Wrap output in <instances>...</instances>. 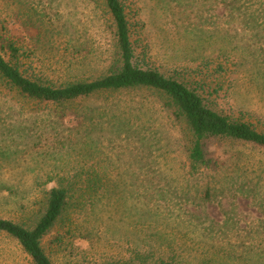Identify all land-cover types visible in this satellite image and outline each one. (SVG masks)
<instances>
[{
    "label": "trees",
    "instance_id": "obj_1",
    "mask_svg": "<svg viewBox=\"0 0 264 264\" xmlns=\"http://www.w3.org/2000/svg\"><path fill=\"white\" fill-rule=\"evenodd\" d=\"M88 1L96 8L99 1L104 4V18L113 30V53L99 75L76 78L61 85L45 81L27 70L23 61L27 53H22L19 41L0 33V108L4 103L3 107L21 117L20 121L9 124L24 131L21 138L36 154L63 155L79 146L96 148L99 138L102 139L97 134L106 130L123 134L126 139L135 136L138 144L144 145L147 137L143 133L149 131L146 126L150 123L142 120L147 117L145 103L127 104L122 98L143 94L146 99H155L154 104L165 115L166 122L179 131L184 159L176 168H166L163 157L154 149L148 155L150 160L137 161L134 171L153 175L134 180L139 190L134 198L138 206L134 214L141 225L134 230L136 238L128 243L126 257L103 264H264V252L240 239L229 238L227 222L203 220V205H198L202 201L210 202L213 195L239 197L264 215V161L255 159V154L264 157V133L249 122L217 111L212 92L218 90L211 89L209 78H200L202 73L191 80H181L144 66L136 55L124 0ZM256 3L257 11H252L249 24L257 32L256 28L264 27V1ZM63 30L56 27L54 31L60 37ZM71 48L73 56L82 55L77 51L81 45ZM222 55L226 54L221 53L217 58L224 59ZM260 68L257 67L255 74L264 80V68ZM224 70V64L218 63L214 73L218 75ZM217 86L222 88L220 83ZM7 123L3 121V126ZM38 127L49 132L41 133L42 128ZM94 135L97 139L91 141ZM224 144L239 148L230 154L222 150ZM214 145L219 149L212 151L210 147ZM11 165L20 168L16 163ZM3 166L2 160L0 170ZM101 170V163L94 161L90 165L66 167L63 171L67 173L35 176L24 181L0 177V195L5 194L4 199L26 201L17 212H22L20 221L0 218V234L16 240L32 264H53L42 246L43 239L53 229L58 227L69 237L90 240L88 229L81 235V221L98 219L103 207L116 203L120 186L117 181L105 179ZM167 173L195 181L196 186L204 184L183 191L181 198L187 206L181 207L183 216L160 205L167 202L166 189L175 194L166 183L164 189L160 187ZM49 185L53 187L48 189ZM151 189V205L143 209V200L149 198ZM201 237L204 238L200 240Z\"/></svg>",
    "mask_w": 264,
    "mask_h": 264
},
{
    "label": "rangeland",
    "instance_id": "obj_2",
    "mask_svg": "<svg viewBox=\"0 0 264 264\" xmlns=\"http://www.w3.org/2000/svg\"><path fill=\"white\" fill-rule=\"evenodd\" d=\"M258 1L264 0H124L136 55L144 66L181 80H191L202 73L200 78H209L211 89L218 90L212 92L217 111L249 122L264 133V80L255 74L257 67L264 68V27L256 28V32L249 24V16L257 11ZM97 5L96 8L88 0H0V33L19 41L22 53H27L23 58L27 70L45 81L61 85L76 78L96 76L107 67L114 43L111 24L104 18L105 6L101 1ZM56 27L64 28L60 37L54 31ZM73 45H81L77 51L82 55L73 56ZM221 53L226 54L222 55L224 59L217 58ZM218 63H223L225 70L217 75L214 71ZM219 83L221 89L217 88ZM122 101L145 103L144 112L150 120L147 117L142 120L150 123L146 126L149 131L143 133L147 137L144 145L138 144L135 136L126 139L123 134L106 130L97 134L102 139L99 138L96 148L79 146L63 155L34 153L21 138L24 131L9 124L18 121L20 115L1 103L0 161H4V168L0 177L24 181L35 176L67 173L63 171L66 167L98 161L101 175L120 186L114 205L108 202L98 219L79 224L81 235L88 229L91 241L69 237L58 227L43 239L42 246L53 264H103L125 258L128 243L136 238L134 230L141 225L134 214L138 207L134 198L139 193L134 180L153 176L134 171L135 164L139 159L150 160L148 155L154 149L163 157L166 168H176L184 159L179 131L166 122L165 115L154 104L155 99L131 94L123 96ZM3 121H8L7 125L3 126ZM38 128H42L41 133L49 132L44 127ZM238 148L224 144L222 150L233 154ZM210 149L214 151L219 146ZM255 159L264 161L260 154H255ZM15 163L20 168L10 167ZM166 175L167 180L160 187L164 189L166 183L175 194L166 189L167 202L160 205L183 216L181 207L187 208L181 198L183 191L204 184L196 186L195 181L189 182L181 175ZM52 187L49 185L48 189ZM151 193L152 189L149 198L143 200V209L151 205ZM4 196L0 195V218L20 221L22 212H17L26 201L6 200ZM212 197L210 202L198 204L203 205V220L227 222L229 238L240 239L263 253L264 215L259 209L239 197ZM27 214L33 218L28 211ZM0 264L32 262L16 240L0 234Z\"/></svg>",
    "mask_w": 264,
    "mask_h": 264
}]
</instances>
